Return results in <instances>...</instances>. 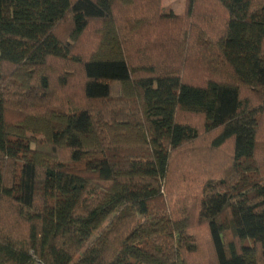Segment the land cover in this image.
I'll return each instance as SVG.
<instances>
[{
	"label": "trees",
	"instance_id": "trees-1",
	"mask_svg": "<svg viewBox=\"0 0 264 264\" xmlns=\"http://www.w3.org/2000/svg\"><path fill=\"white\" fill-rule=\"evenodd\" d=\"M158 3L0 0V264H194L202 244L203 264H264V0H185L188 20H223L182 39L147 32ZM167 51L179 69L150 55ZM223 150L220 175L182 178L178 200L199 187L177 212L174 162Z\"/></svg>",
	"mask_w": 264,
	"mask_h": 264
},
{
	"label": "rangeland",
	"instance_id": "rangeland-1",
	"mask_svg": "<svg viewBox=\"0 0 264 264\" xmlns=\"http://www.w3.org/2000/svg\"><path fill=\"white\" fill-rule=\"evenodd\" d=\"M142 6H138L136 5V7L128 9L127 11H121L118 16L119 17H123L125 14L129 15L130 19H129V25L134 21V19L139 16L140 14H143L146 12V10H144L143 8H141ZM141 10L140 12H138L137 10ZM154 11H156V9H153ZM159 11V12H158ZM157 12L162 16V15H168L169 13H172L173 15H175L177 17V22L171 24L170 22H166L161 16L159 15H154V17L149 18L146 21L147 24V32L149 33L150 30H153L154 32H160V35H166L171 31L173 33H177L179 32L178 35H174L175 38H179L182 39V34H180L181 31L186 30L188 28V31L191 33L192 29L195 28V25L197 26V28L200 29H204L207 31V34L210 37H214L216 30L221 28V24H222V20H223V13L219 10H214V8H204V10L200 11V13L198 14L199 16H197L196 18H193V20H188L185 16V0H159L158 3V8H157ZM151 25L148 27V25ZM125 26V32L129 33V30L127 28V24L124 23L123 24ZM120 30L122 32H124V28L123 26H121ZM145 31V30H144ZM152 32V33H154ZM156 33V32H155ZM94 37L92 35V28L90 29V31L88 32V34L84 37L83 42L81 44L82 48H86L88 46H90L93 41ZM193 39V35L191 34L189 36V45L191 44V41ZM169 42H172L174 44V38L172 40H166ZM176 44H182L181 46V51H182V47L184 48L185 43L183 41L178 40L176 42ZM178 51L180 49H177ZM164 53V51H161ZM135 53V52H133ZM132 53V54H133ZM170 53L171 51H167L165 53V57H161V53L160 52H152L150 55H152L154 58L159 59V61H156V64H158V62H162L163 64H165L167 62L168 66H175L176 68H180L182 62L179 58V56H176L174 58V63L168 62V60L171 59L170 57ZM172 56V55H171ZM146 64V63H145ZM187 69V68H186ZM185 74V73H184ZM189 79L191 80H204L206 78V75L198 69H192L189 68L186 71L185 74ZM62 94V93H61ZM192 120H190L192 123L194 124H199L200 119L197 117H193L191 118ZM260 140H264V123L262 125V130H261V137ZM200 145V149H208V141H206L205 139H203L202 141H200V143H198L197 146ZM223 149H228L227 147H224ZM227 153V152H226ZM225 153V150L218 152L214 154L213 157L210 156L211 159V163H207L209 162V159L206 160V162L201 163L198 167H192V164H188L186 166L185 162L182 163L180 160H176L173 164L172 167V175L170 178V182H169V191L166 194V200L168 201L170 206H175L178 210L177 212H181L187 209L188 204L190 202L191 196L193 193H197L198 187L199 185H197V176L199 177V179H204V177L207 174H215V175H220L222 173V168L224 167V164L226 163V157L227 154ZM226 155V157H225ZM258 159L261 162H264V152L262 153L261 151L258 154ZM205 160V158L203 159ZM215 161V163L213 164L212 162ZM206 165H208V168L206 167ZM190 167V168H189ZM190 173V174H188ZM194 173L197 175L196 176V181L195 183H193L191 190L193 191V193L188 196L189 199L188 200H183L182 198H177L178 195H180L181 193L185 192L188 193V188L186 187V185H183V187L181 186V180L184 176L186 175H191L192 177L194 176ZM191 179V178H190ZM190 179H188L190 181ZM176 204V205H174ZM179 205H181V207H179ZM175 208V209H176ZM197 224V223H196ZM197 227L192 228L193 231L196 230ZM197 232L201 235H203V231L201 228H197ZM201 246V245H199ZM202 248L198 251L197 256L191 258L190 262H193L194 264H203L205 262V245L202 244L201 246Z\"/></svg>",
	"mask_w": 264,
	"mask_h": 264
},
{
	"label": "built area",
	"instance_id": "built-area-1",
	"mask_svg": "<svg viewBox=\"0 0 264 264\" xmlns=\"http://www.w3.org/2000/svg\"><path fill=\"white\" fill-rule=\"evenodd\" d=\"M35 264H41V263H39V262H36Z\"/></svg>",
	"mask_w": 264,
	"mask_h": 264
}]
</instances>
